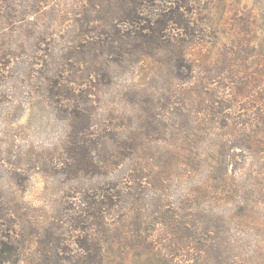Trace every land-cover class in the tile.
Wrapping results in <instances>:
<instances>
[{
	"label": "rangeland",
	"instance_id": "obj_1",
	"mask_svg": "<svg viewBox=\"0 0 264 264\" xmlns=\"http://www.w3.org/2000/svg\"><path fill=\"white\" fill-rule=\"evenodd\" d=\"M26 1L29 6L15 0L13 8L22 10ZM69 1L49 0L41 13L0 27V240L17 241L18 250L4 264H71L64 258L82 264L96 253L74 243L82 238L100 242L102 264H264L261 209L244 211V220L237 197L221 203L213 190L198 192L204 169L190 178L178 168L157 188L129 183L111 213L101 204L107 218L94 225L84 199L127 178L132 164L125 159L112 175L96 172L111 144L142 133L152 147L165 145L177 93L172 78L144 66L115 78H78L76 59L66 58L77 48L67 33L72 29L51 8ZM202 4L203 26L212 35L204 53L210 49L215 57L229 41L249 56L248 72H264V0ZM110 80L112 86L103 85ZM154 125L163 129V141Z\"/></svg>",
	"mask_w": 264,
	"mask_h": 264
},
{
	"label": "trees",
	"instance_id": "obj_2",
	"mask_svg": "<svg viewBox=\"0 0 264 264\" xmlns=\"http://www.w3.org/2000/svg\"><path fill=\"white\" fill-rule=\"evenodd\" d=\"M34 1L29 0V6L26 1L22 10H17L13 8L15 0H0L1 30L15 24L20 16L22 20L30 18L50 5L49 0ZM202 3L203 0H70L59 11L51 6L64 23L69 22L65 27L72 30L68 31L75 33L67 32L77 48L73 56L66 58H75L80 67L86 66L77 68L78 78H115L121 72L128 74L130 69L144 66L159 78H172L177 93L170 110L172 140L163 141V129L154 125L159 136L162 134L157 140L165 145L152 147L142 133L141 137L126 136L111 144L107 163L96 167V172L108 169L112 175L125 159L132 160L129 174L125 173L127 178L100 187L103 193L94 194L93 200L90 195L84 199L93 207L94 225L107 218L100 212L101 204L111 213L129 183L138 184L140 189L157 188L181 167L190 178L202 169L207 172L198 192L213 190L221 203L234 202L237 197L243 213L257 207L264 216V72H248L249 56L242 54V49H234L229 41L222 43L215 57H210V49L204 53L212 35L203 26ZM65 72L69 73V68L62 75ZM103 85L112 86L113 80ZM96 97L90 100L96 102ZM79 113L86 116L83 111ZM238 179L253 188L244 187ZM100 195L102 199L98 201L96 197ZM247 218L244 213V220ZM16 243L0 240V264L9 261L7 254L18 251ZM74 243L83 250L96 251L82 264H102L97 239L89 243L82 238ZM63 261L78 264L70 258L60 262Z\"/></svg>",
	"mask_w": 264,
	"mask_h": 264
}]
</instances>
